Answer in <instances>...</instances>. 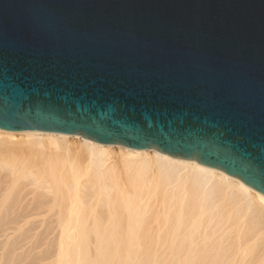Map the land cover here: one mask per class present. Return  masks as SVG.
<instances>
[{
	"label": "water",
	"instance_id": "1",
	"mask_svg": "<svg viewBox=\"0 0 264 264\" xmlns=\"http://www.w3.org/2000/svg\"><path fill=\"white\" fill-rule=\"evenodd\" d=\"M0 130L153 149L264 196V0H0Z\"/></svg>",
	"mask_w": 264,
	"mask_h": 264
},
{
	"label": "bare ground",
	"instance_id": "2",
	"mask_svg": "<svg viewBox=\"0 0 264 264\" xmlns=\"http://www.w3.org/2000/svg\"><path fill=\"white\" fill-rule=\"evenodd\" d=\"M0 264H264V196L153 149L0 130Z\"/></svg>",
	"mask_w": 264,
	"mask_h": 264
}]
</instances>
